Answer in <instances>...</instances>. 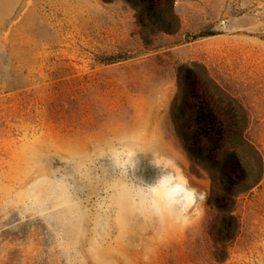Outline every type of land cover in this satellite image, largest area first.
Listing matches in <instances>:
<instances>
[{
  "label": "rangeland",
  "instance_id": "rangeland-1",
  "mask_svg": "<svg viewBox=\"0 0 264 264\" xmlns=\"http://www.w3.org/2000/svg\"><path fill=\"white\" fill-rule=\"evenodd\" d=\"M175 11L180 31L148 47L124 0H0V264H64L63 241L104 264H264V177L239 200L223 263L207 199L163 242L146 210L137 173L150 179L149 165L211 190L172 120L179 65H204L240 101L264 160V0H176Z\"/></svg>",
  "mask_w": 264,
  "mask_h": 264
},
{
  "label": "trees",
  "instance_id": "trees-1",
  "mask_svg": "<svg viewBox=\"0 0 264 264\" xmlns=\"http://www.w3.org/2000/svg\"><path fill=\"white\" fill-rule=\"evenodd\" d=\"M124 1L136 12L146 46H153L158 34L173 36L180 31L176 0ZM177 77L178 93L171 116L192 165L209 174L211 190L207 203L217 212L209 236L214 243L215 260L223 263L229 256L230 245L241 232L236 214L239 200L263 180L264 160L247 136L250 119L245 107L204 65L197 62L179 65Z\"/></svg>",
  "mask_w": 264,
  "mask_h": 264
},
{
  "label": "clouds",
  "instance_id": "clouds-1",
  "mask_svg": "<svg viewBox=\"0 0 264 264\" xmlns=\"http://www.w3.org/2000/svg\"><path fill=\"white\" fill-rule=\"evenodd\" d=\"M152 177H142L144 180L143 196L145 207L150 215L152 226L158 240L163 242L173 230H186L193 220L201 214L200 205L207 199V195L194 187L187 176L176 168H165L149 165ZM146 170V171H147ZM56 249L63 257L64 264H88L82 259L85 252L91 258V264H104L100 257V250L91 245L82 252L79 246H73L67 241L59 242Z\"/></svg>",
  "mask_w": 264,
  "mask_h": 264
}]
</instances>
